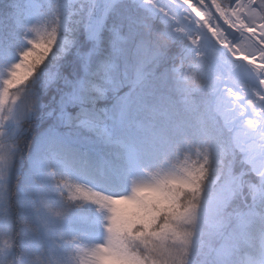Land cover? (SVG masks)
Instances as JSON below:
<instances>
[{
	"label": "snow or ice",
	"instance_id": "6c2138e0",
	"mask_svg": "<svg viewBox=\"0 0 264 264\" xmlns=\"http://www.w3.org/2000/svg\"><path fill=\"white\" fill-rule=\"evenodd\" d=\"M0 264H264V0H0Z\"/></svg>",
	"mask_w": 264,
	"mask_h": 264
}]
</instances>
